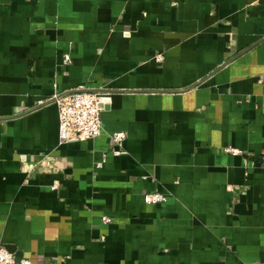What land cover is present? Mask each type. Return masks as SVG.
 Masks as SVG:
<instances>
[{"label":"crops","instance_id":"crops-1","mask_svg":"<svg viewBox=\"0 0 264 264\" xmlns=\"http://www.w3.org/2000/svg\"><path fill=\"white\" fill-rule=\"evenodd\" d=\"M72 91L103 93L101 133L59 144L54 96ZM263 160L264 0H0V244L15 257L264 264Z\"/></svg>","mask_w":264,"mask_h":264},{"label":"built area","instance_id":"built-area-1","mask_svg":"<svg viewBox=\"0 0 264 264\" xmlns=\"http://www.w3.org/2000/svg\"><path fill=\"white\" fill-rule=\"evenodd\" d=\"M156 61L161 60L160 55L155 56ZM69 58L65 56L64 63H68ZM103 93L90 91H72L54 96L58 117V143L66 144L70 142L86 141L98 137L101 133V112L103 111ZM125 140L123 132H115L111 135V142L114 147L111 152L114 156L122 154L121 149ZM226 152L240 155L242 152L237 149L228 148ZM264 164V160H263ZM101 163H98L99 167ZM58 188L55 181L51 185L52 190ZM146 204L154 205L167 200L164 194L150 192L143 196ZM103 224L110 223L106 216L101 217ZM0 264H32L28 259L17 258L9 253L0 244Z\"/></svg>","mask_w":264,"mask_h":264},{"label":"water","instance_id":"water-1","mask_svg":"<svg viewBox=\"0 0 264 264\" xmlns=\"http://www.w3.org/2000/svg\"><path fill=\"white\" fill-rule=\"evenodd\" d=\"M4 248H5L9 253L14 254V256H16L14 246H9V245H7V246H4Z\"/></svg>","mask_w":264,"mask_h":264}]
</instances>
